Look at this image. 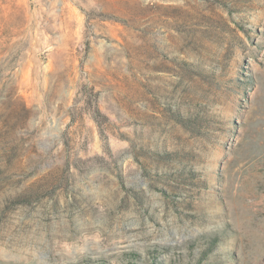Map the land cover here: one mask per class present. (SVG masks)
<instances>
[{
    "label": "rangeland",
    "instance_id": "374dc122",
    "mask_svg": "<svg viewBox=\"0 0 264 264\" xmlns=\"http://www.w3.org/2000/svg\"><path fill=\"white\" fill-rule=\"evenodd\" d=\"M0 264H264V0H0Z\"/></svg>",
    "mask_w": 264,
    "mask_h": 264
},
{
    "label": "trees",
    "instance_id": "16d2710c",
    "mask_svg": "<svg viewBox=\"0 0 264 264\" xmlns=\"http://www.w3.org/2000/svg\"><path fill=\"white\" fill-rule=\"evenodd\" d=\"M135 257V256H134Z\"/></svg>",
    "mask_w": 264,
    "mask_h": 264
}]
</instances>
